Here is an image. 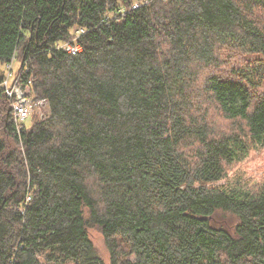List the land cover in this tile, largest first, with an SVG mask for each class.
<instances>
[{
    "label": "trees",
    "instance_id": "trees-1",
    "mask_svg": "<svg viewBox=\"0 0 264 264\" xmlns=\"http://www.w3.org/2000/svg\"><path fill=\"white\" fill-rule=\"evenodd\" d=\"M13 56L48 113L18 135L0 89V264H106L90 229L109 264H264V171L238 169L264 149V0H0Z\"/></svg>",
    "mask_w": 264,
    "mask_h": 264
},
{
    "label": "built area",
    "instance_id": "built-area-1",
    "mask_svg": "<svg viewBox=\"0 0 264 264\" xmlns=\"http://www.w3.org/2000/svg\"><path fill=\"white\" fill-rule=\"evenodd\" d=\"M136 6L135 4L133 9ZM70 34L71 38L59 44L58 48L69 54H77L82 50L79 38L84 34V29L71 30ZM14 60L16 58L13 56L6 65L7 75L2 80L0 89L10 102L16 133L19 135L28 117L33 116L35 119H41L48 113V104L46 100H35L31 96V79H24L26 68L18 63V68L13 71L12 61Z\"/></svg>",
    "mask_w": 264,
    "mask_h": 264
},
{
    "label": "rangeland",
    "instance_id": "rangeland-1",
    "mask_svg": "<svg viewBox=\"0 0 264 264\" xmlns=\"http://www.w3.org/2000/svg\"><path fill=\"white\" fill-rule=\"evenodd\" d=\"M17 68V60L12 61V70L15 71ZM6 75V66L0 64V76L4 79ZM34 119L35 118L33 116L28 117L24 122V126L29 128L32 125ZM219 122L222 124V126H226V122L224 120L221 119L219 120ZM250 157L251 159H249L247 162H244L238 169L241 172L243 171L245 174L247 173L249 175V178L259 177L257 175L263 174L264 171V149L261 150V152L253 153ZM221 218L230 220L231 225L235 222L234 218L229 214L221 215ZM88 235L89 239L92 241L94 247L96 248L100 258L103 260L104 263L109 264V253L101 234L94 229H90L88 231Z\"/></svg>",
    "mask_w": 264,
    "mask_h": 264
}]
</instances>
